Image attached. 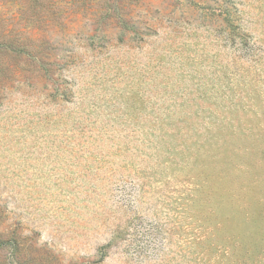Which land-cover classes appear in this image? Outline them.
<instances>
[{"label": "rangeland", "instance_id": "obj_1", "mask_svg": "<svg viewBox=\"0 0 264 264\" xmlns=\"http://www.w3.org/2000/svg\"><path fill=\"white\" fill-rule=\"evenodd\" d=\"M0 264H264V0H0Z\"/></svg>", "mask_w": 264, "mask_h": 264}]
</instances>
